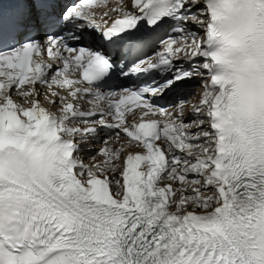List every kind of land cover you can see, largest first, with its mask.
<instances>
[{"label":"snow or ice","instance_id":"snow-or-ice-1","mask_svg":"<svg viewBox=\"0 0 264 264\" xmlns=\"http://www.w3.org/2000/svg\"><path fill=\"white\" fill-rule=\"evenodd\" d=\"M0 264H264V0H0Z\"/></svg>","mask_w":264,"mask_h":264}]
</instances>
